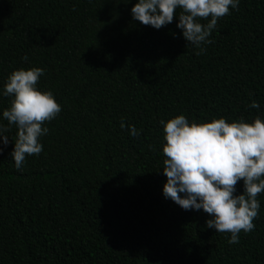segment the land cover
<instances>
[{
  "label": "trees",
  "instance_id": "1",
  "mask_svg": "<svg viewBox=\"0 0 264 264\" xmlns=\"http://www.w3.org/2000/svg\"><path fill=\"white\" fill-rule=\"evenodd\" d=\"M135 2L0 0V89L14 69L41 67L38 88L61 105L20 169L15 125L5 133L0 264H264V191L255 228L229 244L209 214L163 196L160 124L264 118V0L230 7L203 52L176 16L160 29L133 20ZM10 101L0 95V114Z\"/></svg>",
  "mask_w": 264,
  "mask_h": 264
},
{
  "label": "clouds",
  "instance_id": "2",
  "mask_svg": "<svg viewBox=\"0 0 264 264\" xmlns=\"http://www.w3.org/2000/svg\"><path fill=\"white\" fill-rule=\"evenodd\" d=\"M130 0H124L129 3ZM240 0H136L130 9L133 20L160 29L173 21L183 38L199 49L215 29L217 20ZM180 9L179 13L176 10ZM202 24L198 18H209ZM199 54V53H197ZM22 59L27 60V57ZM44 74L41 67L14 69L0 89V95L11 97L9 107L0 114V152L9 143L5 133L15 125L16 138L9 153L17 169L22 168L26 156L38 155L43 150L40 137L49 131L44 122L51 121L61 111L51 90L37 86ZM251 107L259 108L256 101ZM163 125L162 194L184 210H203L209 214L206 226L215 232L230 233L228 243H238L239 233L255 228L261 203L257 194L264 191V118L256 116L250 122L244 118L226 120L213 117L211 121L197 122L176 115ZM121 128L125 123L121 120ZM129 134L138 136L135 125H128ZM243 182V191L237 193V182Z\"/></svg>",
  "mask_w": 264,
  "mask_h": 264
}]
</instances>
